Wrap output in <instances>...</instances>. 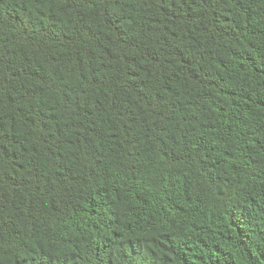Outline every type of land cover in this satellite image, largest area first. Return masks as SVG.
Wrapping results in <instances>:
<instances>
[{
	"label": "trees",
	"instance_id": "16d2710c",
	"mask_svg": "<svg viewBox=\"0 0 264 264\" xmlns=\"http://www.w3.org/2000/svg\"><path fill=\"white\" fill-rule=\"evenodd\" d=\"M0 264H264V0H0Z\"/></svg>",
	"mask_w": 264,
	"mask_h": 264
}]
</instances>
